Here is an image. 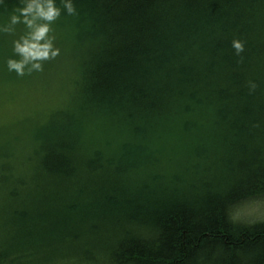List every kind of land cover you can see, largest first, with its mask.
<instances>
[{"label": "trees", "instance_id": "obj_1", "mask_svg": "<svg viewBox=\"0 0 264 264\" xmlns=\"http://www.w3.org/2000/svg\"><path fill=\"white\" fill-rule=\"evenodd\" d=\"M73 3L55 60L1 73L35 109L0 124V264H264V221L231 218L264 198V0Z\"/></svg>", "mask_w": 264, "mask_h": 264}, {"label": "clouds", "instance_id": "obj_2", "mask_svg": "<svg viewBox=\"0 0 264 264\" xmlns=\"http://www.w3.org/2000/svg\"><path fill=\"white\" fill-rule=\"evenodd\" d=\"M5 0H0L3 5ZM20 0V6L10 15L8 22L0 25V32L14 35L17 25L24 26V32L13 41L15 58L6 61L9 72L18 77L39 73L44 70L46 62L55 60L60 49L55 45L52 25L60 18L62 10L70 16L77 14L73 0ZM232 47L239 54L244 45L239 40L232 42Z\"/></svg>", "mask_w": 264, "mask_h": 264}, {"label": "rangeland", "instance_id": "obj_3", "mask_svg": "<svg viewBox=\"0 0 264 264\" xmlns=\"http://www.w3.org/2000/svg\"><path fill=\"white\" fill-rule=\"evenodd\" d=\"M7 68L0 71V124L5 129H11L22 120L26 121L32 117L35 109V99L30 91L23 94H16V89L10 90L2 85L5 78L10 76ZM30 85L27 84L26 88ZM238 216L245 221L264 220V200L246 203L238 209Z\"/></svg>", "mask_w": 264, "mask_h": 264}, {"label": "bare ground", "instance_id": "obj_4", "mask_svg": "<svg viewBox=\"0 0 264 264\" xmlns=\"http://www.w3.org/2000/svg\"><path fill=\"white\" fill-rule=\"evenodd\" d=\"M261 200L263 201L264 198L247 201V202H245L243 204L257 202V201H261ZM243 204L231 209V218L233 219V221L242 222V223L248 222V221H245L244 219H241L238 216V214H239L238 209H239V207L243 206ZM0 216H1V223H3L1 225V228H0V250H2V249H4V247H7V245L11 243L10 239H9L10 237H7V236L4 235V233H5L4 231L6 230L4 228V226L6 227L7 225H9V221L8 220L10 218V213H9V216H8L5 212H2V213H0ZM262 221H264V220L258 219V220L250 221V222L251 223H258V222H262ZM105 259L106 260L103 261V263L102 262H98V261H96L94 263L93 262H83V261H80V260L76 261V262H73V261H70L71 259H67V260H65L67 262H65L63 264H119V262L117 260H114L111 255L106 256Z\"/></svg>", "mask_w": 264, "mask_h": 264}]
</instances>
